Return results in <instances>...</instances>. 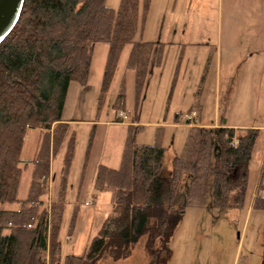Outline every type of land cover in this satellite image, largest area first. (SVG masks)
<instances>
[{"label":"trees","instance_id":"obj_1","mask_svg":"<svg viewBox=\"0 0 264 264\" xmlns=\"http://www.w3.org/2000/svg\"><path fill=\"white\" fill-rule=\"evenodd\" d=\"M149 1L119 0L117 9L112 10L106 0H24L17 24L0 44V206H17L0 208V264H96L102 257L116 262L127 258L142 236L147 238L148 264H168L170 238L181 215L174 197L183 173L189 178L184 207H204L209 196L212 209L243 205L257 129L248 128L236 137L230 128L194 125L166 172L161 129L156 130L152 144H137L142 128L135 125L133 115L118 167L100 165L95 172L93 193L110 194L106 217L97 231L89 234L82 256L60 254L59 233L76 142L75 133L62 122L68 86L70 82L87 86L95 46L106 44L96 98L99 113L121 54L129 46L125 69L134 73L137 103L152 54L161 48L135 40ZM112 109L125 110L124 80ZM193 109L200 111L198 106ZM30 130L37 131L39 137L33 157L26 163L21 154ZM93 136L92 131L82 171ZM62 152L57 201L47 208L41 198L50 163ZM29 166L28 188L19 199L22 174ZM258 193L251 209L264 211V184ZM77 212L75 207L69 236Z\"/></svg>","mask_w":264,"mask_h":264},{"label":"rangeland","instance_id":"obj_2","mask_svg":"<svg viewBox=\"0 0 264 264\" xmlns=\"http://www.w3.org/2000/svg\"><path fill=\"white\" fill-rule=\"evenodd\" d=\"M238 2L239 5L237 7L224 12L223 45L219 52L218 64L216 61L214 63L215 69L213 73L216 70V73L218 71L220 76L221 114H223V105L226 102V99L223 101L222 97L225 94L226 98L231 91L229 108L232 109L231 112L235 110L233 113L237 117L241 114V117L244 118L245 123H241V126L244 127L241 128H246L253 124L258 129V137L250 161L245 200L243 205L238 208L212 209L210 207L211 197L209 196L204 207L199 208L194 205L184 207L189 178L187 174L183 173L174 197V204L180 210L181 215L170 238L172 254L168 264H264V211L253 210L250 207L251 201L259 194V187L263 185L259 182L260 186L258 184L255 192L257 169L259 170L260 168L259 159L264 150V44L261 42L264 38V0H250L248 2L241 0ZM118 4L119 0H106V6L112 10H116ZM244 5L245 8L243 7ZM260 29H262V32L258 31ZM228 35L235 36V40L230 46H226L225 42ZM254 35H257L258 40H261L257 43V46L250 42L251 37ZM228 42L230 41L228 40ZM107 49L106 44H97L93 52L90 82L97 87L101 83ZM128 52L129 46H126L121 54L110 89L106 94L103 112L107 117L114 115L112 104L117 95L122 75L125 73L124 66ZM251 56L252 58H250ZM248 71L252 76V82L257 88L254 86L250 91L240 89L239 93L236 92L239 78H242V75H245ZM132 79L133 73L128 72L129 101L132 95ZM231 84H234L232 89H230ZM241 98L243 106L236 108L235 105ZM118 112H116V122H130L129 115V119L125 121L118 120ZM194 112L196 115L187 121L192 122L195 126L202 127L198 122L195 123L199 113L197 110L191 109L187 115L189 116ZM207 114L206 118L210 119L211 111L208 110ZM87 135L86 131L78 130L75 156L68 176L65 208L59 233L60 254L62 257L70 254L68 251L70 248L76 256H82L89 237L86 235L88 233L87 215L94 211L92 232L95 233L101 225L100 222L104 220L110 209V194H102L98 200H93V194L88 196V184L92 180L94 171H81ZM38 137L37 131L30 130L27 132L21 154L22 162L28 163L31 161ZM146 139L147 134L140 138L142 142H145ZM173 156L172 149H169L165 154L163 168L166 172H170ZM29 168L30 166L22 174L18 191L19 199L24 198L28 188ZM61 168L62 155L60 154L50 163L45 195L41 198L44 207L48 208L53 202L57 201ZM263 171H261L260 177ZM81 182L82 188L79 191ZM88 199L89 202L86 203H89V206L87 205L86 207L84 202ZM75 207L78 208V212L73 232L69 236V223ZM0 208L16 209L17 206L4 205L3 207L0 206ZM146 245L147 238L142 236L134 244L131 254L127 258L113 262L107 257H102L96 264H148Z\"/></svg>","mask_w":264,"mask_h":264},{"label":"crops","instance_id":"obj_3","mask_svg":"<svg viewBox=\"0 0 264 264\" xmlns=\"http://www.w3.org/2000/svg\"><path fill=\"white\" fill-rule=\"evenodd\" d=\"M238 1L241 0L149 1L145 19L135 35V40L161 45V48H156L152 54L150 68L145 76L136 104L134 73L125 69V73H123L120 80V83L122 80L125 82L124 112L129 115L130 119L135 115L137 119L135 125L142 128L136 137L137 144H152L156 130L161 129L164 157L169 149L173 150V158L178 156L188 130L194 126L192 122H188L185 118L194 106H198L200 110L195 123L198 122L202 127H226L233 129L236 134H241L248 128L256 129L253 124L241 128L244 127L241 126V123H245L244 118L241 117V114L238 118L233 113L235 110L231 112L232 109L229 108L231 91L226 98L225 94L222 97V100L225 101L226 99V102L223 105V114H221L220 76L218 71L216 73V70L213 73L214 63L216 61L218 64L219 52L223 45L224 12L237 7L239 5ZM243 7L245 8V5ZM258 31L262 32V29ZM226 38V46H230L235 40L234 35H228ZM260 41L257 35L250 39L251 44H254V46H257ZM261 42L264 44V38ZM106 55L107 51L104 64ZM127 71L133 73L131 104L128 98ZM90 78L91 70L86 87H82L76 82H70L62 111V122L67 123L70 130L75 133V149L78 142V130L86 131L88 135L85 140L84 152L88 144V138L91 132H94L84 171H94L92 180L88 184V196L93 194V200H98L102 194L92 193L96 169L100 165L112 169L118 167L126 127L130 122H116V111H114L113 116H105L103 107L99 113L96 112V98L100 86L92 85ZM254 86L257 88L252 82V76L248 71L245 75H242V78H239L236 92L239 93L240 89L250 91ZM232 87H234V84H231L230 89ZM241 105L243 106L242 98L238 100L235 107H242ZM208 110L211 111L210 119L206 118ZM176 116H178L177 119ZM144 134H147V139L142 142L140 138ZM61 155H63V152ZM263 158L264 150L259 159L260 168L257 169L255 192L260 182V173L263 170ZM79 186L78 190L80 191L82 182ZM86 202H89V199L84 204ZM93 215L94 211L88 214L86 218V224H88L87 236L92 231ZM68 251L70 254L66 255H76L71 248Z\"/></svg>","mask_w":264,"mask_h":264},{"label":"water","instance_id":"obj_4","mask_svg":"<svg viewBox=\"0 0 264 264\" xmlns=\"http://www.w3.org/2000/svg\"><path fill=\"white\" fill-rule=\"evenodd\" d=\"M24 0H0V44L17 24Z\"/></svg>","mask_w":264,"mask_h":264},{"label":"built area","instance_id":"obj_5","mask_svg":"<svg viewBox=\"0 0 264 264\" xmlns=\"http://www.w3.org/2000/svg\"><path fill=\"white\" fill-rule=\"evenodd\" d=\"M196 115V113H192L190 114L189 116H185L186 119L188 120H191L192 116L194 117ZM117 119L120 120V121H125L127 119H129L128 115L125 113V112H118L117 113ZM235 144V143H234ZM263 165H264V158H263ZM262 180H263V184H264V176H263V173H262V176L260 177ZM260 179V181H261ZM89 203H85V205L87 206Z\"/></svg>","mask_w":264,"mask_h":264}]
</instances>
